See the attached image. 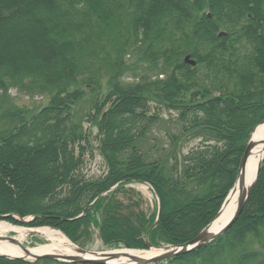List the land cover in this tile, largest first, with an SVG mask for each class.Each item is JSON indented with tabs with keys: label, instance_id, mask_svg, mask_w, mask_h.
<instances>
[{
	"label": "trees",
	"instance_id": "obj_1",
	"mask_svg": "<svg viewBox=\"0 0 264 264\" xmlns=\"http://www.w3.org/2000/svg\"><path fill=\"white\" fill-rule=\"evenodd\" d=\"M11 90L48 102L34 113ZM85 90L102 96L88 119L106 166L97 179L83 173L90 140L72 118ZM151 103L176 113L182 140H199L169 165L138 147L159 121ZM263 121L264 0H0L3 221L34 218L82 249L95 230L106 247L187 243L215 219ZM133 182L152 188L158 217ZM154 264H264V159L222 236Z\"/></svg>",
	"mask_w": 264,
	"mask_h": 264
},
{
	"label": "rangeland",
	"instance_id": "obj_2",
	"mask_svg": "<svg viewBox=\"0 0 264 264\" xmlns=\"http://www.w3.org/2000/svg\"><path fill=\"white\" fill-rule=\"evenodd\" d=\"M11 97L15 98L18 105L30 106L34 109V113L40 110L47 104V99L41 96H27L17 93L16 90L10 91ZM102 99L101 94L92 92L90 90H85V95L80 99V101L73 107L72 118L73 121L79 124L82 131L88 134L90 140V146H87L88 153L85 157V165L83 168V173L89 179H97L101 177L106 172V166L102 156L97 149L96 135L97 129L90 119L91 114H93V107L97 101ZM152 113L155 112L159 117L158 123L149 131L148 135L138 143V147L142 152L149 158H163L167 159L168 165L171 164L170 157L175 154L179 159L182 154H186L192 148H195L199 144V140L184 141L182 140L181 129L177 123V115L175 112H170L162 107H159L155 103H151ZM177 140V144L174 142ZM127 189L137 193V196L141 198L142 209L146 212L154 213L158 210V199L152 188L140 182H133L126 186ZM30 219V218H26ZM2 221V220H0ZM17 221V220H15ZM7 224L14 226L25 227L28 229H39L48 228L51 230H57L50 227H29L27 224H13L8 221H2ZM59 231V230H58ZM61 232V231H60ZM63 234V233H62ZM64 235V234H63ZM11 235H6V238H12ZM65 236V235H64ZM66 237V236H65ZM67 238V237H66ZM44 244V240L36 235H30L24 241V247H35ZM75 245V244H74ZM121 246L117 247H106L102 244L98 237L97 230L94 231L93 241L85 249L95 252H104L111 250H119Z\"/></svg>",
	"mask_w": 264,
	"mask_h": 264
},
{
	"label": "water",
	"instance_id": "obj_3",
	"mask_svg": "<svg viewBox=\"0 0 264 264\" xmlns=\"http://www.w3.org/2000/svg\"><path fill=\"white\" fill-rule=\"evenodd\" d=\"M220 35H223V33H221ZM184 63L190 66H195V62L189 57L186 56L184 58ZM264 124V121L260 124H258L252 131L250 139L246 145V149L240 159V163H239V167H238V175H237V179L235 181V184L233 185L232 189L229 191V193L227 194L219 212L217 213L215 219L208 224L204 229L201 230V232L192 240L188 241L187 243L178 245V246H162V247H154L152 246L149 242H148V238L146 237L145 240V247L146 250L140 251V250H134V249H120L121 251H138L140 253H146L152 250L155 251H159L160 253L157 254L154 257L151 258H135L132 257V261L130 263H122V262H117L118 259V255L116 254V250H111V251H104V252H95V251H89L86 249H82L77 247L76 245H74L75 247V252L76 255L74 256H65L62 254H44V255H35L30 257H9V256H5V255H0V258H5L7 260H24V261H29V262H33V261H38L41 259H49V260H53V261H57V262H61V263H90V264H154L157 262H164L167 261L169 259H172L174 257H177L179 255H184L187 253H190L192 251H195L197 249H200L202 247H205L207 245H209L211 242H213L214 240H216L218 237L222 236L238 219V217L240 216V214L242 213L247 199L253 189V186L256 182L260 167H261V163L263 161V159L259 162L258 167H257V171L255 174V178L253 180V182L251 183L250 187L248 188V190L244 191L241 193L239 199H238V203H237V207L233 213V215L231 216V218L226 222V224L219 229L218 231L213 232L212 231V225L214 224V222L221 216L222 210L223 208L226 206L229 196L230 194L234 191L235 186L239 183L241 184L243 182V177H244V172L246 169V165L248 162V159L250 157V154L252 152V150L255 147V144L252 140L253 135L255 134L257 128ZM114 188H112L111 190H113ZM100 198V197H99ZM97 198L87 209H85L82 213V215L80 217H82L85 212L99 199ZM159 206V205H158ZM159 215V207H158V213H157V217ZM13 217L15 220H17L19 223L22 224H31V222L34 220V218L31 219H23V218H18V217ZM5 218V217H0V219ZM156 225V223L154 224ZM8 241H13L10 238H7ZM25 251L26 248H23Z\"/></svg>",
	"mask_w": 264,
	"mask_h": 264
},
{
	"label": "bare ground",
	"instance_id": "obj_4",
	"mask_svg": "<svg viewBox=\"0 0 264 264\" xmlns=\"http://www.w3.org/2000/svg\"><path fill=\"white\" fill-rule=\"evenodd\" d=\"M255 147L248 159L244 172L243 182L237 184L234 191L230 194L226 206L223 208L221 216L212 225V231H218L233 215L238 199L242 192L248 190L255 178L259 162L264 158V124L260 125L252 138ZM13 235L8 241L6 235ZM36 235L44 240V244L35 247H24V241L30 235ZM23 248H26L25 251ZM159 251H149L140 253L138 251H121L116 250L118 255L117 262L130 263L132 257L151 258L159 254ZM44 254H62L65 256L76 255L75 247L71 242L57 230L48 228L28 229L25 227L14 226L0 221V255L9 257H32Z\"/></svg>",
	"mask_w": 264,
	"mask_h": 264
}]
</instances>
